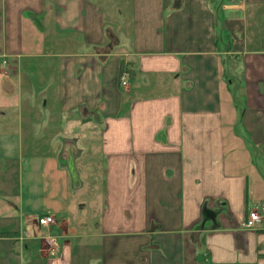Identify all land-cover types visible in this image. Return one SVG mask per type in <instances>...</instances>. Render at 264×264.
Masks as SVG:
<instances>
[{
  "label": "crops",
  "instance_id": "crops-1",
  "mask_svg": "<svg viewBox=\"0 0 264 264\" xmlns=\"http://www.w3.org/2000/svg\"><path fill=\"white\" fill-rule=\"evenodd\" d=\"M262 44L264 0H0V264H264Z\"/></svg>",
  "mask_w": 264,
  "mask_h": 264
},
{
  "label": "built area",
  "instance_id": "built-area-1",
  "mask_svg": "<svg viewBox=\"0 0 264 264\" xmlns=\"http://www.w3.org/2000/svg\"><path fill=\"white\" fill-rule=\"evenodd\" d=\"M2 63H5V60H2ZM126 75L123 74L120 77V84L125 85L126 83ZM38 224L43 227H50L55 224V218L50 214H44L38 217ZM244 226L247 227H261L264 228V211L261 212L258 209L250 210L247 214V218L244 221Z\"/></svg>",
  "mask_w": 264,
  "mask_h": 264
},
{
  "label": "rangeland",
  "instance_id": "rangeland-1",
  "mask_svg": "<svg viewBox=\"0 0 264 264\" xmlns=\"http://www.w3.org/2000/svg\"><path fill=\"white\" fill-rule=\"evenodd\" d=\"M260 45H261V44H260ZM262 45H264V44H262ZM227 63H228V60H227V62H226V65H227ZM227 74H228L229 78L233 79L232 82H231L232 85H233V86L237 85V84H236L237 80H236L235 78H232V73H230V69H227ZM236 101H238L237 104L239 105V108L242 107V104L239 102V100L236 99ZM241 109H242V108H241Z\"/></svg>",
  "mask_w": 264,
  "mask_h": 264
}]
</instances>
